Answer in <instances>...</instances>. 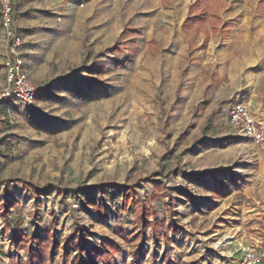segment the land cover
<instances>
[{
	"label": "rangeland",
	"instance_id": "374dc122",
	"mask_svg": "<svg viewBox=\"0 0 264 264\" xmlns=\"http://www.w3.org/2000/svg\"><path fill=\"white\" fill-rule=\"evenodd\" d=\"M12 4L38 95L0 105V203L15 204L10 223L0 217V264H11L15 234L46 233L56 235L55 264H74L66 237L76 225L89 245L111 238L123 248L108 264H229L264 242V144L239 137L227 113L237 100L259 113L264 104V0ZM191 13L202 21L190 24ZM127 25L139 38L131 60L109 52ZM127 188L178 230L169 247L148 230L137 261L125 241L135 231Z\"/></svg>",
	"mask_w": 264,
	"mask_h": 264
},
{
	"label": "trees",
	"instance_id": "16d2710c",
	"mask_svg": "<svg viewBox=\"0 0 264 264\" xmlns=\"http://www.w3.org/2000/svg\"><path fill=\"white\" fill-rule=\"evenodd\" d=\"M197 7H199V2L193 5V8ZM187 21H190V24L193 25L196 21H202V19L197 15L192 16L191 13ZM138 41V32L130 25H127L109 52L113 55L128 54L129 60L134 59L139 53ZM74 90L75 92H81L82 88L77 84ZM217 114L218 111L215 110L208 117L207 123L202 131L204 137L211 133ZM23 184L38 195L43 193L34 184ZM127 189L130 191L129 199L133 205L132 227L135 231L125 241L133 248L132 258L137 261L146 247L148 230L150 231L153 243L158 245L163 240L165 247L171 245V238L178 233V230L172 224L169 225L158 218L153 219L149 205L133 196L136 195L134 188ZM61 193L64 197L68 195V192L63 189H61ZM14 206V202L10 199L1 201L0 217L4 223H10L9 215ZM11 243L15 250V254L10 256L11 264H55V258L59 250L55 234L46 233L44 236L40 234L30 236L15 234L12 237ZM66 243L74 244L75 253L72 257L74 264H108L110 258L123 252V248L111 238H103L99 244L89 245L85 235V229L78 225H76L72 235L66 237ZM21 250L25 251V258L20 256ZM60 258L64 263L67 261V248H64Z\"/></svg>",
	"mask_w": 264,
	"mask_h": 264
},
{
	"label": "built area",
	"instance_id": "2783aa9c",
	"mask_svg": "<svg viewBox=\"0 0 264 264\" xmlns=\"http://www.w3.org/2000/svg\"><path fill=\"white\" fill-rule=\"evenodd\" d=\"M1 24L7 44L5 58L6 83L0 88V105L11 99H18L27 105L37 100L38 90L29 80L25 61L21 54L23 38L15 27L12 0H4ZM228 122L239 137L264 144V123L252 113L247 102L237 100L228 108ZM229 264H264V242L246 246L241 257Z\"/></svg>",
	"mask_w": 264,
	"mask_h": 264
},
{
	"label": "crops",
	"instance_id": "0c3cea01",
	"mask_svg": "<svg viewBox=\"0 0 264 264\" xmlns=\"http://www.w3.org/2000/svg\"><path fill=\"white\" fill-rule=\"evenodd\" d=\"M6 46H7V44H6ZM25 70H26V67H25ZM248 104L250 106V109H251L252 113L257 117V119L260 120V121H262L264 123V104L263 103H260L259 109L261 110V113L256 112V107L255 106L252 107V105L250 103H248Z\"/></svg>",
	"mask_w": 264,
	"mask_h": 264
}]
</instances>
